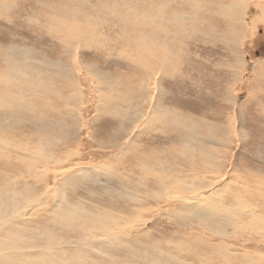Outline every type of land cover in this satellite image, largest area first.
<instances>
[{
  "label": "bare ground",
  "instance_id": "6f19581e",
  "mask_svg": "<svg viewBox=\"0 0 264 264\" xmlns=\"http://www.w3.org/2000/svg\"><path fill=\"white\" fill-rule=\"evenodd\" d=\"M51 1H55L54 3H57L59 8L53 9ZM67 1L63 3L64 0H40V5L38 0V4L44 8L42 16H45L43 18L47 26L45 31L38 30L39 36L54 31L58 35L57 40L63 42L68 52H75L73 45L78 42H81L83 46L88 45V48L93 47V50L88 53L91 55L90 60H93L94 52L103 47L106 48L107 44L104 42L108 37L94 27L96 22L93 24L91 21L94 16L101 21H109L110 24L107 27H110V31L129 44L126 45L127 48L117 44L120 49L117 50V56L124 60L131 58L135 62V75L138 78L129 79L130 83L126 85L124 92L118 83L105 81L110 85L90 91V96L94 93L96 96L78 101L79 94L75 88L82 86L76 79L73 80L75 78L73 74L62 71L61 63L55 60L54 65L49 67V69L52 67L57 77L53 79V88L44 84L31 83L32 80L30 82L25 80V83H22L23 81L20 82L16 78L14 79L18 82L12 79L11 83L9 81L0 83V137L6 140H0V160L2 162L0 168L1 171L4 170L5 173L8 171L7 174H10L5 177L7 174L0 173V264H66L64 261L68 263L73 261L77 264H98L92 260L85 261V256L81 251L67 250L70 247L88 246L96 240L116 242L121 245L119 257L122 258L124 264H264V170L256 167L257 174H254V171L248 174L239 172L238 165L233 168L228 161L225 149H217L206 143L208 140L227 147L232 144V131L213 125L208 119L207 121L202 120L203 124H200L194 119L191 120L183 108L179 107L180 112H177L164 106L162 102L165 100L169 105H173V101L168 100L164 95L169 89L167 87L163 89L161 81H166L168 85H175L173 88H176L179 82L185 83L188 75L194 72H190L193 68L191 64L199 56L192 53V48L178 44L176 41L180 36L191 33L194 24L204 18L197 16L194 18L189 12L186 15L178 11L171 13L173 7L170 8L168 3L174 4L176 0L173 2L166 0L167 3H163L166 8L170 9L169 11L160 5L162 2H156L157 0L155 2L154 0H131L134 6H131L127 0ZM187 4L191 8H187ZM174 5L181 9H193L196 13L201 10L204 17L213 12L212 15L219 19H208L209 23L204 20L209 30L203 28L204 33L201 32L200 38L195 42L200 43L201 38L214 36L217 42H226L225 49H220L225 54L234 55L233 40H237L238 36H235L237 31L233 30L230 22L227 29L218 27L216 23L221 25L222 21H233L234 18L240 21L239 17L242 13L248 14V9L251 7L250 14L255 19L254 24L260 26L264 33V0H177ZM5 6L9 7L10 4H5ZM77 6L81 9L88 8L92 12V18L83 16L86 18L80 19ZM81 15L86 14L82 12ZM115 23L120 29L119 32L115 30ZM210 25H215V29ZM239 27L240 31H243L244 39L254 37L255 34L250 35V27L247 24L241 22ZM160 36L166 37L167 43ZM174 46L180 47L179 52V49L175 50L179 53L178 57L171 53ZM22 52L13 55L22 57L25 54ZM85 52L82 51L81 54ZM40 55L45 59L42 54ZM2 57H0L1 65L5 61ZM235 57H238L237 54ZM240 61L236 59V62L241 65ZM175 62L179 64L178 70L173 67ZM224 62V64L221 62L214 64L215 68L211 70L234 71L229 60L225 58ZM200 68L206 72L205 66ZM257 68L261 71L257 85L263 87L264 61L258 64ZM0 70L2 71L1 68ZM28 74L29 70L26 71V75ZM49 75L45 73L43 79L48 80ZM196 76L203 78L205 74L197 72ZM14 86H20L18 89H22L25 93L28 92V98L25 96L26 99H22L19 90ZM10 88L14 93L6 96L5 92ZM84 88L91 87L85 86ZM64 94L69 97H65ZM66 100L75 102L74 108H69ZM259 100L262 101L263 97H259ZM80 102L92 106L95 114L91 121L100 115H107L116 122L117 127H114L113 134L110 136L112 138L108 142H97L98 147L105 149L110 146L109 142H112L114 147H120L119 135L129 129L126 132L128 139L133 131L138 129V125L126 127V121L131 118L136 119L138 112H142L147 106L151 109V114L147 118L151 117L160 124L156 132L170 130L184 133L186 135L178 134L179 140L183 139L184 142L180 145L173 144V147L170 145V149L174 152L150 150L149 155L153 161L149 164L145 160L130 162L127 164L129 172L124 170L118 172V165L108 162L82 168V178L86 180L93 178L97 182L112 179L121 185L118 187L121 193L115 190L112 194L104 190L109 197L111 194L114 195V201H108L113 203L112 206L101 199V205L95 204L97 206L95 207L92 205L93 197L98 195L95 190L89 188L85 190L84 195H78L69 187L73 179L68 171L73 169L72 165L79 163L75 159L84 158L75 154L74 147L82 145L84 149V146L88 144L90 148V142L93 141L91 137L81 140L80 135L74 134L81 131L80 121L86 117V109L84 105L81 107ZM37 107L41 111L40 118L37 117ZM162 107L165 111H160ZM86 119L87 129L91 132L90 118L86 117ZM16 122L21 123L20 127L28 125L31 128V134L17 138L19 135L16 133L19 127L15 126ZM68 122L77 124L78 127L68 125ZM45 124L54 127L55 132L58 127L61 130H70V138H60V134L47 130ZM197 134L199 138L206 141L205 143L199 141L201 143L198 145L199 154L191 148L194 142H192V135ZM254 153L259 154V151H254ZM186 154L193 155V159L189 161L190 157ZM99 155L105 156V153H99L96 156ZM213 155L216 156L213 157ZM67 165L68 167H65ZM180 165H183L186 171L178 168ZM230 176L232 179H229ZM240 178L245 183L234 184L240 182ZM81 184L89 185L90 183L83 181ZM54 185L58 186L60 194L55 190ZM131 185L138 186L135 189L137 194H140L137 203L133 198V191L125 188ZM9 186L15 190L9 191ZM21 187L25 196L19 193ZM67 190L71 191L69 200L66 199L65 191ZM127 191L133 196L126 197L124 192ZM145 203H149L148 205L158 211L163 209L164 214L178 217L185 224L191 226L193 223L198 229L209 230L211 234H217L218 238L203 237L202 234L194 232L186 238L190 243L191 252L182 248L177 255L156 253V250L150 251L153 254L145 251L143 256H139L138 252L128 254V248L134 250L130 247L134 241L135 246L138 247V241L132 236L126 237L131 233V228L138 226L142 217L147 216L141 214ZM162 204H166V207L160 206ZM41 212L47 214L46 218H41V224L37 230L30 232L24 229L22 232L16 228L24 222H34L36 215ZM146 220L148 219L145 218L141 222L144 224ZM93 227L96 229L94 234L85 233ZM52 236L59 238L56 241ZM62 242H65V245ZM56 257L59 258L55 260ZM39 258V262H33Z\"/></svg>",
  "mask_w": 264,
  "mask_h": 264
},
{
  "label": "rangeland",
  "instance_id": "374dc122",
  "mask_svg": "<svg viewBox=\"0 0 264 264\" xmlns=\"http://www.w3.org/2000/svg\"><path fill=\"white\" fill-rule=\"evenodd\" d=\"M4 1H6V5L10 4V6H5ZM127 1L131 4V6H134V2L132 3L131 0ZM165 1L166 0H157L156 2H162L160 3V5L165 7L163 5V3H167ZM173 1L174 0H171V2ZM176 1H174V4L176 3ZM54 2L55 1L50 2L51 4H53V9H58V4ZM66 2L68 1L64 0L63 3ZM153 2H155V0ZM39 4L38 0H0V5H2L0 8V57L3 56V60L5 59L4 63H2V65L0 64V68L2 69V71L0 70V83L8 81L11 83L10 80H15L14 78H16L20 82L23 81L22 83H25V80L27 82H30L32 80L31 83L44 84L49 88L50 86L51 88H53V79L54 77H56V73H54L52 67L50 69L49 67L54 65L53 63L55 60H59V63H61L62 71L73 74L75 77L73 80L76 79L79 85L82 86L75 88L79 94L78 101H82L83 99L87 100L86 97L91 98L96 96L95 93L90 96V91H92L94 88L97 89L98 87H102L104 85H110L105 81H110L113 84L118 83L122 92H124V90L126 89V85L130 83L129 79L138 78V76L135 75V62H133L131 58L124 60L117 56V50H120L117 47V44H119L118 46H126L129 44L126 40L123 41L122 38L116 37V33L110 31V27H107L110 24L109 21H101L98 18L96 19V16H94V20L92 19L91 21V23L93 24L96 22V25L94 24V27L99 30L101 34H106L109 41L107 39L106 42H104V44H107L106 48L104 49L103 47L102 49L94 52V58L93 60H90L91 55L88 53L93 50V47L88 48V45L83 46L81 42H78L77 44L75 43L73 46L75 48V52L78 54L75 55V52H68V50L65 49L62 41L57 40L58 35L54 31H52L53 33L47 32L46 34L48 36L43 34L39 36L40 34H38V30H47L46 21L43 18L45 16H42V13H44V8L40 6L41 4ZM174 4L168 3L170 8L173 7V9H171V13L173 11H178L179 13L182 12L186 15L189 12V14L194 18L196 16L201 19L204 18L205 21L207 20V23H209L208 19H219L218 17L212 15L213 12L211 13V15L206 14L204 17V14L201 12V10L199 13H196L193 9H181V7ZM8 8H10L11 10H8ZM187 8L191 7L187 4ZM77 9L79 10L81 16V18L79 16L80 19L86 17L92 18V12L88 8L81 9L79 6H77ZM67 10H69V7L67 8ZM169 10V8H166V11ZM250 10L251 7H249L248 9V14L242 13L241 17H239L240 21H237L236 18H234V20L231 18L233 21H222L221 25L219 23H216L218 27L227 29L229 25L228 23L230 22L233 30L237 31V34L235 35L236 37L238 36L237 40H233V46L235 47L234 55H229L222 52L220 49H225L226 42L222 41L219 43L215 40L214 36H206L205 38H201L202 42L196 43L195 41L200 38V33L202 31L209 30L207 25H205L206 23L204 24V20H199L200 22L196 20L197 22L194 24V29L192 30V32L186 33L182 37L180 36L179 40L176 41L178 44H184L183 46L186 45L188 48H192V53H196L195 55L199 56L196 57V59L193 60V63L191 64L193 68L190 70V72H194L190 73L192 75H188V79L185 83L181 84V82H179L176 88H173L175 85H168L166 81L161 82L163 89H166V87L169 89L167 93H164V95L168 98V100L170 99L173 101V105L171 106L167 101L162 100V102H164V106L166 105V107H168L169 109L172 108L177 112H180L179 107H181L184 109V112L189 115L191 120L194 119L198 123L203 124L202 120L207 121L208 119L213 125L223 127V129L225 128L224 130L232 131V144L227 146L228 148L223 145L214 144L213 142H209L208 140L206 142L205 140L199 138V134L192 135V142H194L193 144H191V148L196 154L200 153V148H198V145L201 144L200 142H206L207 145L211 144L217 149H225L228 154V161L231 163L233 168L238 165L237 168L239 172L248 174L254 171L253 173L257 174L255 170L256 167L264 170V86L262 87L257 85L261 74V71L257 68V66L262 61H264V33H262V29L260 26H256L254 24L255 19L252 18ZM82 12H84V14L86 15H81ZM79 21L82 22V20ZM241 22L247 24L250 27L249 33L250 35L255 34L254 37L244 39V37L242 36L243 31H240V27L238 28V25ZM184 23L186 24V21H184ZM125 26L129 27V25ZM210 26L215 29V25ZM203 28L205 30H203ZM115 30L118 32L120 31V29L117 28V25L115 27ZM160 37L167 43L168 39L166 37ZM100 43L103 44L101 41ZM174 47H172L171 53L177 56L179 55V53H177V51L175 50L179 49L180 47ZM16 51H23L22 53L25 54L22 57H17L16 55H13L17 53ZM82 51L86 52L82 55ZM179 51L180 49L178 50V52ZM40 54H42L45 59H43ZM235 54H237L238 57H235ZM57 55L59 56L58 58L56 57ZM225 58L229 60V64L234 71L227 72L224 69H218L217 71L211 70L215 68L214 64H220V62L224 64ZM237 58L241 60V65L239 64V62H236ZM74 63L76 66L74 65ZM203 66H205L206 72L202 70V68H200ZM173 67L176 68L175 70H178L179 64H176L175 62L173 63ZM67 68H69L70 70H67ZM9 69L10 72H12V70L13 72L10 73ZM27 70H29L28 75H26ZM14 71L18 73L16 74ZM197 72H201L205 74V76H202L203 78L198 77L196 76ZM45 73L50 74V80L43 79ZM238 73L240 74L239 76L237 75ZM4 78L6 81L4 80ZM85 86H89L91 88H84ZM18 87L20 86L15 87V89H18ZM10 89L11 91H8ZM10 89L5 92L6 96L10 95V93L11 95L14 93L13 89ZM18 90L21 94H19L20 97H22V99H26V97L28 96V92L25 93L20 88ZM81 94L83 97L81 96ZM64 96L69 97L67 94H64ZM259 97H263V100L260 101ZM80 104H82L81 107H83L84 105L86 109L85 115L88 119L90 118L91 123L89 124V127L91 132H89V129H87L88 123L85 117L80 121L81 131L78 133L75 132L74 134L77 136L80 135L81 140L85 137H91L93 138V141L90 142V148L88 144L84 146V149H82V145L74 147L73 151L75 152V154L84 158L79 160L75 159L79 163L77 165H72L71 167H73V169L68 171L73 179V182L71 185H69V187L75 190L78 195H84L83 193L85 192V190L89 188L95 190L98 195L93 197L92 199L93 206H95V204H97V206H100L101 199L104 203L112 206L113 203L108 201H114V195L112 194L115 193V190H117L119 193L122 192L118 188L121 185L120 183H117L112 179H103L97 182L93 178H88V180H86L82 178V168H86L90 165H95L98 163L108 162L117 164L118 172H120L121 170L129 172L127 164L130 162L136 163V161L139 162L145 160L149 164L153 161L152 157L149 155L150 150H171L172 152H174L172 149H170V145L171 147H173V144L180 145L184 142L183 139L179 140L178 135L180 134L182 136L184 133H177L176 131L170 130L156 132L155 130L159 128L160 124L157 121L152 120L151 117L147 118L151 114V109L149 106H147L142 112H138V117L136 119L131 118L126 121V127H133L135 125H138V129L134 130L130 138L128 137V139L126 137V132H128L129 129H127L126 132L120 134V147H114L112 142H109L110 146L105 149L102 147H98L97 142H108L112 138L110 136L113 134L112 130L114 131L116 122L107 115H100L97 119L91 121L92 116L95 114L92 106L84 102H80ZM66 105L69 108H74L75 102L66 100ZM160 111H165V109L162 107ZM40 115L41 111L37 107V117L40 118ZM20 125V122L15 123V126L19 127V130H17L18 132L16 133L17 135H19L17 136V138H23L22 135L31 134V128L28 127V125H25L23 127H20ZM45 125L47 130L55 132L54 127L47 124ZM68 125L78 127L77 124H73L70 122H68ZM5 129L3 131H5ZM55 133L60 134V138H70L71 136L70 130H61L59 127L57 128ZM0 140L6 141L2 137H0ZM56 141H58V139H56ZM108 148H112L113 150ZM246 150H248L249 153ZM254 151H259V154H255ZM157 152L160 153V151ZM99 153H105V156H96ZM203 154H205V152H203ZM86 156L88 157L86 158ZM215 156L216 155H213V157ZM187 157H190L188 158V160L191 161L194 156L188 154ZM0 163L1 166V160ZM65 167H68V165ZM178 168L185 169L183 165L178 166ZM249 169H251V171H249ZM2 172L4 175L8 173V171L7 173H5L6 171L4 170L1 171L0 168V173ZM8 175L10 174L5 175V177H7ZM21 178L24 179L22 176ZM229 179H232V177L230 176ZM83 181L89 182L90 184L82 185L81 182ZM238 183L244 184L245 181L241 179L240 182L234 184ZM92 184H94V187L92 186ZM54 187L55 190L59 193L58 186L54 185ZM137 187L138 186L134 185L125 186V188L133 191L132 194L134 196L130 194L129 191L124 192V195L126 197L128 195L133 196L136 203L138 201L137 198L140 195L137 194L138 192L135 190ZM8 190L13 191L15 189L9 186ZM104 190L112 193L111 196L109 197L108 193H104ZM19 193L21 196H25L22 187L19 189ZM65 193L66 199L69 200L71 191L67 190L65 191ZM148 204L149 203H145V205L143 204L145 210H141V214L147 215L148 217L145 216V218L148 220H146L143 224V222H141V220H145L143 216L142 219L138 222V226L132 227L131 233H129V235L126 237L129 238V236H132L134 240L138 241V247L135 246V241L132 245H130V247H133L134 250L128 248V254H134L133 252H138L139 256H143V254L145 255L146 252L156 250V253H172L177 255L179 251L182 250V248L186 249L188 252H191V250L189 249L190 243L187 242L186 238L194 232L202 234L203 237H213L214 239L218 238L217 234H211L209 230H206L204 228L198 229V227L194 226L193 223L191 224V226L190 224H185L180 220V218L170 216L169 214H164L162 212L163 209L158 211ZM165 205L166 204H162L160 206ZM46 214V212H41L36 215V218H34V222L25 223L23 221L24 223L19 224L20 226L16 228L22 232L24 229H27L30 232L35 231L41 224V218H46ZM228 228L232 230L231 227ZM95 232L96 229L94 227L89 229L88 231H85V233L88 234H94ZM52 237L55 238L56 241L59 238L57 236ZM62 243L63 245H65V242ZM40 244L42 246H45V244L43 243ZM54 249H56V247H54ZM67 250H69L70 252L81 251L85 256V261L92 260L98 264H124L122 263V258L119 257V250H121V245L117 244L116 242L108 243L104 240H96L91 242L88 246L70 247ZM54 252L56 253V251ZM157 256H159V254ZM40 258L33 262H39ZM58 258L59 257H56L55 260H57ZM64 263L67 264L68 262L64 261ZM68 264L77 263L70 261Z\"/></svg>",
  "mask_w": 264,
  "mask_h": 264
}]
</instances>
